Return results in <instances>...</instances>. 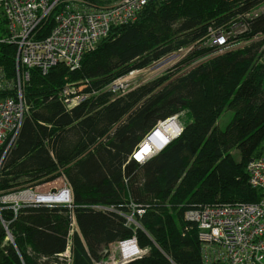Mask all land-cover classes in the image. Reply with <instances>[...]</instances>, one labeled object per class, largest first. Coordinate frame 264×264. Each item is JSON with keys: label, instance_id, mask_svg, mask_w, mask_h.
<instances>
[{"label": "trees", "instance_id": "16d2710c", "mask_svg": "<svg viewBox=\"0 0 264 264\" xmlns=\"http://www.w3.org/2000/svg\"><path fill=\"white\" fill-rule=\"evenodd\" d=\"M262 1L151 2L135 22L114 27L80 68L59 63L47 75L31 71L24 89L29 110L1 164L0 196L18 186L36 191L64 179L71 202L22 206L17 214L2 210L7 229L0 218V264H48L69 247V264H98L114 244L131 238L147 253L124 264H203L197 225L186 220V212L260 198L247 167L264 149L261 44L211 57L160 90L165 78L119 98L100 93L71 110L60 95L66 84L85 80L98 91L204 38L211 26L228 29L236 15ZM53 24L54 12L41 37ZM246 25L247 39L264 35V12ZM4 32L2 21L0 35ZM15 55L14 45L0 44V64L9 78L15 75ZM225 110L233 114L220 130ZM182 112L187 115L182 133L156 155L136 161L141 142ZM133 206L144 209L134 214L135 228L128 223Z\"/></svg>", "mask_w": 264, "mask_h": 264}, {"label": "built area", "instance_id": "2783aa9c", "mask_svg": "<svg viewBox=\"0 0 264 264\" xmlns=\"http://www.w3.org/2000/svg\"><path fill=\"white\" fill-rule=\"evenodd\" d=\"M113 1L109 7L98 8L83 0H0V22L3 21L5 28V32L0 35V44L16 47L15 75L9 78L0 64V167L15 145L29 110L24 100V89L30 80L31 71L36 69L42 75H47L59 63L71 70L80 68L83 57L94 51L114 27L135 22L149 3L167 0ZM52 12L53 27L49 35L41 37L42 25ZM207 46L223 50V53L231 45L222 28L211 26L204 38L164 55L147 67L132 69L127 78L135 82L155 64L171 56H184ZM89 85L90 82L86 80L79 87L69 84L64 87L60 98L68 110L96 93L94 90L85 91ZM133 85L138 88L142 83L135 82ZM247 171L250 185L260 194L258 201L202 205L185 214L187 221L197 225L203 264H264V154L252 159ZM63 191L65 196L58 202H50L44 196L46 194L36 193L29 188L2 194V223L7 229V223L1 216L5 208H11L17 214L22 206L70 203L71 190L66 188ZM133 209V214L128 216V223L138 225L134 214L142 215L144 209L136 206ZM7 239L13 241L9 232ZM118 248L128 253L115 264L133 261L147 253V249L136 247L135 238L121 241ZM98 264L106 263L102 261Z\"/></svg>", "mask_w": 264, "mask_h": 264}, {"label": "rangeland", "instance_id": "374dc122", "mask_svg": "<svg viewBox=\"0 0 264 264\" xmlns=\"http://www.w3.org/2000/svg\"><path fill=\"white\" fill-rule=\"evenodd\" d=\"M78 1H81V0H78ZM83 1H86L98 8L109 7L115 2L113 0L107 1V2H98V1H91V0H83ZM262 12H264V1H262L260 4L252 8L248 13L236 15L231 20V22L228 23L229 25L228 29L225 26H221L220 28H222V30L224 31V33L229 39V43L231 45L229 46L230 49L242 47V46L250 44L251 42L260 43L261 44V59L260 60L264 62V35L257 36L256 38L255 37L250 38V39L246 38L248 37V31L246 27L247 19L257 14H260ZM177 49H174L173 51L175 52L177 51ZM222 51L223 50L218 51V49L214 47L207 46L203 48H197L194 51L184 56L182 55L175 56V57L171 56L170 58H167L161 61L160 63L155 64L152 68L148 69L146 74H143V75L141 74L140 77L135 82L142 83V85H145V84H150L156 80H161L165 78V80H163V83L157 88V90H160L163 87L175 81L176 79L182 77L184 74L188 73L190 70L195 68L200 63L205 62L206 60L218 54H222ZM127 74L117 78L112 83H110L109 85H107L106 87L98 91L91 89V85H89V87L85 91H89V92L92 90L96 91V93L91 94L89 99L93 97H97L100 93H104V92L110 93L112 98H119V97L126 95L127 93H130L136 90L137 88H135L133 85V83L135 82L130 81L127 78L128 76ZM143 81H146V82H143ZM83 82L84 81L77 82V83H68V84L76 85L77 87H79L80 85H82ZM114 83H117V85H115ZM232 114L233 112L231 110H225L218 119L217 128L220 130L225 129L232 118ZM177 117L182 126V130H184L186 126V122H187L186 112H182ZM263 154H264V149H263ZM234 155L235 157L240 156L237 151L234 152ZM25 187L27 186L22 185V186L16 187L15 189H18V190L28 189ZM66 188L70 189L66 181L64 179H60L53 183L46 184L45 186L39 187L38 189H36L35 192L41 193V194H47V193H52L54 191L55 193H59ZM73 229L74 231L77 229L75 221L73 222ZM132 239L133 238L127 239L125 241H129ZM119 243L114 244L109 250V253H108L109 255H107V258L104 261L106 264H109L108 261H110L111 264H115V262H120L122 258L125 257V255H127L128 252L127 253L122 252L120 248H118ZM136 247H138V249H141L137 241H136ZM110 256L112 257V259H110L111 258ZM70 260H71V251H70V248H68V250L64 254L61 255L59 260L50 261V263L48 264H69Z\"/></svg>", "mask_w": 264, "mask_h": 264}, {"label": "bare ground", "instance_id": "6f19581e", "mask_svg": "<svg viewBox=\"0 0 264 264\" xmlns=\"http://www.w3.org/2000/svg\"><path fill=\"white\" fill-rule=\"evenodd\" d=\"M181 130L182 126L177 116L175 118L160 122L159 125L154 129V135L147 141L146 145L143 146L141 151H137L138 153L136 152V158L141 160L145 154H152L153 152L159 151L161 146L175 138L181 132ZM44 196L48 197L49 195L46 194Z\"/></svg>", "mask_w": 264, "mask_h": 264}, {"label": "water", "instance_id": "95a60500", "mask_svg": "<svg viewBox=\"0 0 264 264\" xmlns=\"http://www.w3.org/2000/svg\"><path fill=\"white\" fill-rule=\"evenodd\" d=\"M176 116H174V117H171V118H175ZM171 118H168V119H171ZM168 119H166V120H168ZM165 120V121H166ZM182 131L183 130H181V132L175 137V138H177L181 133H182ZM154 133H155V131L153 130L147 137H146V139H144L142 142H141V144L138 146V148H137V150L134 152V155H133V158L136 160V161H138V162H144L145 160H147L148 158H151L152 156H154V155H156L157 153H159L161 150H163L172 140H174L175 138H173L172 140H170V141H168L165 145H163V146H161V149L159 150V151H157V152H153L152 154H145L144 155V157L141 159V160H138L137 158H136V155H137V153L139 152V151H141L142 150V148H143V146H145L146 145V143H147V141L154 135ZM138 151V152H137ZM137 152V153H136ZM65 196V191H63V192H60V193H55V192H52L51 194H49V196H48V200L50 201V202H58V201H60V199L62 198V197H64ZM135 224L133 223L132 225H131V227L132 228H135Z\"/></svg>", "mask_w": 264, "mask_h": 264}]
</instances>
